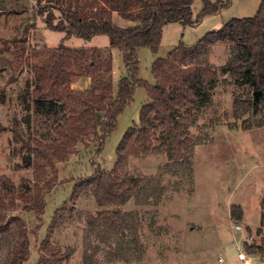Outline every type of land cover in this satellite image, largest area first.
Masks as SVG:
<instances>
[{"label": "trees", "instance_id": "1", "mask_svg": "<svg viewBox=\"0 0 264 264\" xmlns=\"http://www.w3.org/2000/svg\"><path fill=\"white\" fill-rule=\"evenodd\" d=\"M198 18L192 19L193 0H36L33 17L40 16L49 30L64 32V39L78 36L84 40L95 35L108 37V48H76L62 42L55 47H34L27 50L23 42L28 25L22 17V33L4 39L0 45V73L6 67L14 73L25 66L31 73L25 88L18 93L25 114L14 118L12 133L14 154L20 153L22 166L32 169L31 178L15 186L0 176V264H23L29 251V230L16 211L29 212L37 220L35 232L43 222L45 196L59 183V161L75 153L78 143L93 145L101 153L106 137L114 131L117 117L133 99L137 87H145L148 102L140 108L139 124L129 126L116 146V158L111 169L97 166L90 175L76 178L67 206L57 208L37 247L38 264H63L68 253L51 242L52 230L65 219L77 215L84 219L82 228L83 264H103L104 260L140 262L146 252L141 227L145 220L137 208L124 209L128 202L135 206L158 205L166 185L161 176L173 178L174 188L184 182L193 183L192 153L200 138H192L191 128L198 113L208 105L209 90L226 74L240 78L260 97L234 100L233 116L242 119L241 127L261 126L250 120L264 104V0L252 17L230 18L222 27L210 30L195 44H178L166 56L153 59L151 71L155 82L139 78L137 49L148 46L157 51L163 26L173 21L193 24L207 13H215L229 0H202ZM23 0H0L1 15H17L25 11ZM131 23L119 26L113 14ZM19 42V44H18ZM227 44L226 63L215 66L209 60L211 45ZM13 43V48L10 44ZM122 53L125 73L117 83L112 77L110 48ZM17 54L14 65L4 52ZM17 52V53H16ZM12 73V74H13ZM88 77L85 89L72 87L75 79ZM5 102L3 91L0 103ZM245 113L249 115L242 118ZM25 124L22 128L21 124ZM0 129H3L1 126ZM163 154L166 161L158 175L125 173L131 157ZM91 198L101 209L90 213L73 211L81 198ZM109 207L110 209H105ZM147 228L155 232L157 211L146 210ZM262 214V222L263 223ZM247 250L264 259V234Z\"/></svg>", "mask_w": 264, "mask_h": 264}, {"label": "rangeland", "instance_id": "2", "mask_svg": "<svg viewBox=\"0 0 264 264\" xmlns=\"http://www.w3.org/2000/svg\"><path fill=\"white\" fill-rule=\"evenodd\" d=\"M217 1V0H210ZM224 1V0H222ZM229 4L215 13H207L189 25L173 21L163 26L159 47L153 52L148 46L137 49L139 78L149 84L155 82L151 71L153 59L164 57L178 44L191 45L210 30L223 26L225 21L236 17H252L258 10L260 0H229ZM26 10L17 15L0 16V45L2 40L11 39L22 33V17H28L23 23L28 28L23 42L27 50L34 47H55L62 42L65 46L76 48H108V37L95 35L89 40L78 36L64 39V32L49 30L40 16L33 17L36 0H23ZM203 7L202 0H193L192 19L199 16ZM113 22L119 26L131 22L113 14ZM19 44V42H18ZM20 45V44H19ZM13 48V43L10 44ZM112 77L117 83L125 73L122 53L116 47L110 48ZM17 53V52H16ZM15 65L17 54L4 52ZM229 54L227 44L216 42L211 45L209 60L215 66L226 63ZM9 67L0 73V92L5 95V102L0 103V176H5L15 186L25 178H31L32 169L22 166L21 154H14L9 130L14 118L21 120L25 114L24 103L18 93L26 86V79L31 73L25 66L12 74ZM88 77H79L73 82L74 87L85 88ZM208 105L198 113L195 125L191 128L192 138H200L192 153L193 183L174 188L168 174L161 176L166 190L158 205L135 206L133 201L124 209L137 208L145 220L140 229L146 252L140 262L104 260V252L97 255L103 264H243L237 259V252L243 251L253 264H264L256 254L247 250V245L258 243L264 234V121L261 126L252 125L249 129L241 127L242 119L233 116L234 100L244 101L253 97V90L240 78L228 74L220 76L216 85L209 90ZM260 97V95H259ZM149 95L145 87H137L133 99L120 112L117 125L105 139L103 150L95 154L93 145L78 143L75 153L67 160L59 161L58 184L45 196L46 207L42 214L43 222L35 232L37 220L32 213L16 211L23 218L29 230L30 255L23 264H38L37 247L45 236L53 212L67 206L72 185L76 178L90 175L97 167L109 170L116 158V146L129 126L139 124L140 108L148 102ZM258 112L250 120L256 124L264 117V104L258 106ZM249 113H245V118ZM25 128V124H21ZM166 158L163 154H150L143 157H131L125 173L134 175H158L160 166ZM73 211L93 213L99 209L93 199L81 197L73 205ZM105 209H110L105 207ZM146 210L157 211L155 232L147 228ZM61 216L65 219L51 232L52 244L69 255L63 264H83L82 228L84 219L77 215L68 219L67 209ZM238 225L240 228L236 229Z\"/></svg>", "mask_w": 264, "mask_h": 264}, {"label": "built area", "instance_id": "3", "mask_svg": "<svg viewBox=\"0 0 264 264\" xmlns=\"http://www.w3.org/2000/svg\"><path fill=\"white\" fill-rule=\"evenodd\" d=\"M235 228L239 229L240 227L238 225H236ZM236 256H237V259L239 261H241V263H243V264H253V263H251L250 257L247 256V254L243 251H238Z\"/></svg>", "mask_w": 264, "mask_h": 264}, {"label": "water", "instance_id": "4", "mask_svg": "<svg viewBox=\"0 0 264 264\" xmlns=\"http://www.w3.org/2000/svg\"><path fill=\"white\" fill-rule=\"evenodd\" d=\"M259 95H260V92L259 91H253V97H254V100H258L259 98Z\"/></svg>", "mask_w": 264, "mask_h": 264}, {"label": "crops", "instance_id": "5", "mask_svg": "<svg viewBox=\"0 0 264 264\" xmlns=\"http://www.w3.org/2000/svg\"><path fill=\"white\" fill-rule=\"evenodd\" d=\"M89 80V79H88ZM89 84H90V80L88 81V85H87V87L89 86ZM72 87H74V85L72 84ZM87 87H85V88H87ZM74 88H76V89H85V88H82V87H74Z\"/></svg>", "mask_w": 264, "mask_h": 264}]
</instances>
